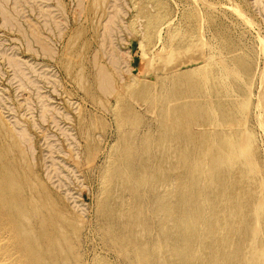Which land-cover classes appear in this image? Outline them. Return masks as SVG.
Instances as JSON below:
<instances>
[{
  "label": "rangeland",
  "instance_id": "1",
  "mask_svg": "<svg viewBox=\"0 0 264 264\" xmlns=\"http://www.w3.org/2000/svg\"><path fill=\"white\" fill-rule=\"evenodd\" d=\"M0 172V264H233L264 242V0H0Z\"/></svg>",
  "mask_w": 264,
  "mask_h": 264
},
{
  "label": "bare ground",
  "instance_id": "2",
  "mask_svg": "<svg viewBox=\"0 0 264 264\" xmlns=\"http://www.w3.org/2000/svg\"><path fill=\"white\" fill-rule=\"evenodd\" d=\"M7 21V20H6ZM106 81V80H105ZM109 81V83L111 84V82H110V80H108ZM172 85L173 86H175L176 85V83L175 82H173L172 83ZM104 86V85H103ZM107 87L109 88V86H108V83H107ZM178 98V94H175V95H172L171 97H169L167 100V102H166V108H167V112H166V114L165 115H167L169 118L171 117L174 121H177V119H178V113H179V111H178V113L176 112V111H172L171 110V108H172V106H173V104H174V102L176 101V99ZM212 121H213V119H211V117H210V120H208L207 122V124L209 125H211V123H212ZM20 135V134H19ZM174 136L175 137H177V136H179V133L177 132V131H174ZM244 136V135H243ZM19 137V136H18ZM19 138H22V137H19ZM243 138V137H242ZM245 138H246V136H245ZM17 140V139H16ZM243 140H244V138H243ZM22 141V140H21ZM242 141V140H241ZM26 143H27V141H26ZM20 144V143H19ZM29 149V148H28ZM234 153H236V152H234ZM151 157V156H150ZM234 157V156H233ZM237 159V158H236ZM238 160V159H237ZM152 161V160H151ZM154 164V163H153ZM219 164V163H218ZM134 165V164H133ZM155 165V164H154ZM249 165V164H248ZM218 167V166H217ZM132 169H133V167H132ZM147 169V168H146ZM152 171H153V169H151ZM143 171H144V168H143ZM147 171H150V169L149 170H147ZM146 171V172H147ZM207 171V170H206ZM205 171V172H206ZM162 174V173H161ZM7 177L6 175H3L1 172H0V177ZM167 176H168V174H167ZM168 179H170V178H168ZM172 179V178H171ZM170 179V180H171ZM8 181V180H7ZM7 181H3L2 182V184H0V207H2V206H4V207H6V208H9V209H13L12 207H11V204L7 201V200H5V198H7V195H9V193H12L13 191L15 192L16 191V189L14 190L13 189V187L14 186H12L11 184H9ZM23 181V180H22ZM155 181V180H154ZM168 181V180H167ZM20 182V181H19ZM152 182V181H151ZM234 182V181H233ZM108 183V182H107ZM154 183V182H153ZM22 184V183H21ZM152 184V183H151ZM153 185V184H152ZM164 186V185H163ZM165 188H166V186H165ZM167 189V188H166ZM166 189H165V191H166ZM130 190V189H129ZM153 190V189H152ZM158 190V189H157ZM164 190V189H163ZM162 190V191H163ZM167 190H169V189H167ZM122 191V190H121ZM155 191V190H154ZM164 191V192H165ZM13 192V193H14ZM123 192H124V190H123ZM159 192H160V190H159ZM22 193H23V191H22ZM161 193V192H160ZM167 192H165L164 194H162V195H159V197H157L155 200H156V203H157V205H159L158 207H159V211H160V213L161 214H163L164 212L163 211H165V210H167L165 213H167V212H169V210H170V206L173 208V206H174V203H173V205H172V203H171V201L172 200H170V198H171V196H167V194H166ZM153 194V193H152ZM159 194V193H158ZM123 195V194H122ZM148 195V194H147ZM154 195V194H153ZM169 195V194H168ZM132 198V197H131ZM125 200V199H124ZM32 201H36V200H32ZM149 201H147V203H148ZM153 202V201H152ZM234 202V201H233ZM30 203V202H29ZM29 203H27V204H29ZM34 203V202H33ZM145 204V203H144ZM175 204H177L178 206H179V202L177 203H175ZM43 205V204H42ZM41 205V206H42ZM146 205V204H145ZM156 205V206H157ZM155 206V207H156ZM154 207V208H155ZM30 208V207H29ZM105 208V207H104ZM238 208V207H237ZM5 209V208H4ZM128 209V208H127ZM158 208H156V210H157ZM155 210V209H154ZM173 210V209H172ZM17 212H19V210L17 209V211H16V213ZM30 212V211H29ZM33 213H34V211H33ZM102 213V212H101ZM164 213V217H162V218H164V219H162L161 218V222H162V225H161V227H163V229L165 228V224H167V222H166V220L168 221L169 220V218H170V215H172V214H169V215H166ZM37 214V213H36ZM35 214V215H36ZM103 214V213H102ZM118 214V213H117ZM160 214V215H161ZM223 214V213H222ZM128 215V214H127ZM38 216H40V214L38 215ZM36 217V216H35ZM45 217V216H44ZM34 218V217H33ZM38 218V217H37ZM54 218V217H53ZM115 218V217H114ZM25 219H27V218H25ZM36 219V218H35ZM49 219V218H48ZM32 220V219H31ZM159 220V219H158ZM39 221V220H38ZM123 221V220H122ZM121 221V222H122ZM130 221V220H129ZM128 221V222H129ZM156 221V220H155ZM219 221H221V220H219ZM159 222H160V220H159ZM24 224V223H23ZM45 224H47V223H45ZM130 225V224H129ZM260 226V225H259ZM259 226L258 227H256L257 229H259ZM105 227H107V226H105ZM114 227V226H113ZM159 227H160V225H159ZM254 227V226H253ZM261 227V226H260ZM40 228V227H39ZM104 228V227H103ZM108 228V227H107ZM134 229V228H133ZM138 229V228H137ZM162 229V230H163ZM106 230H108V229H106ZM241 230V229H240ZM261 230V229H260ZM210 231V230H209ZM253 231H255L254 230V228H253ZM60 232H61V230H60ZM109 232V231H108ZM262 232V231H261ZM254 233H256V232H254ZM254 233H252V235L254 234ZM257 234V233H256ZM260 234V233H259ZM153 235V234H152ZM155 235V234H154ZM250 235V234H249ZM258 235V234H257ZM31 236V235H30ZM52 236V235H51ZM260 236H262V234L261 235H259L258 237H260ZM263 236H264V234H263ZM262 236V237H263ZM168 237V236H167ZM247 237V236H246ZM249 237H251V236H249ZM261 237V238H262ZM254 238H256V236L254 237ZM199 239V238H198ZM62 241V240H61ZM162 241V240H161ZM198 241H200V240H198ZM253 241V240H252ZM189 242H191V240L189 241ZM216 242V241H215ZM262 242V241H261ZM158 244H160L159 242H158ZM239 245L237 246V248L238 247H240L239 248V251L241 252V254H242V258H239L238 259V257H237V259L238 260H236L233 264H264V242H262V243H258V242H256L255 241V239H254V242H252L251 243V245L248 247V246H246L247 244H246V242H244V244L243 245H241L240 246V242L238 243ZM236 246V245H235ZM158 247V246H157ZM215 248H220V245H216L215 246ZM250 248V249H249ZM31 251V250H30ZM246 251H249V252H246ZM146 254H147V252H146ZM139 256H140V254H139ZM143 256V255H142ZM147 257V256H146ZM145 257V258H146ZM142 258H140V260H141ZM184 259H185V257H184ZM143 262V261H142ZM146 262H148L147 261V259H146ZM204 262H206V261H204ZM140 264V263H139ZM144 264H146V263H144ZM148 264V263H147Z\"/></svg>",
  "mask_w": 264,
  "mask_h": 264
}]
</instances>
